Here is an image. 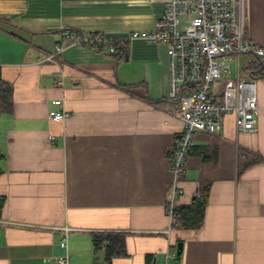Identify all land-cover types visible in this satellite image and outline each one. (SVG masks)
Instances as JSON below:
<instances>
[{"label": "crops", "instance_id": "1", "mask_svg": "<svg viewBox=\"0 0 264 264\" xmlns=\"http://www.w3.org/2000/svg\"><path fill=\"white\" fill-rule=\"evenodd\" d=\"M169 1L0 0V70L13 86V113L0 118V264H55L62 233L46 227L65 225L70 264L158 263L180 242L169 264H264V77L254 133L239 132L230 114L221 132L194 137L179 203L209 186L202 226L165 233L183 130L167 109L166 46L135 40L119 65L74 46L48 59L63 29L152 30ZM245 38L264 48V0H245ZM246 57L247 70L257 59ZM56 99L71 113L64 121L49 116L62 110ZM108 234H122L127 252L110 262Z\"/></svg>", "mask_w": 264, "mask_h": 264}, {"label": "built area", "instance_id": "2", "mask_svg": "<svg viewBox=\"0 0 264 264\" xmlns=\"http://www.w3.org/2000/svg\"><path fill=\"white\" fill-rule=\"evenodd\" d=\"M135 40L166 46L170 86L167 109L183 123L171 155L172 182L166 202L169 227L165 231L170 233L180 211L179 201L184 194L181 178L196 133L221 132L223 119L230 114L235 115L239 132L257 130L258 79L249 75L236 79L222 77L229 73L233 56L251 55L264 67V48L245 38V0H170L164 16L152 30H135L115 37L103 33L78 35L63 29L55 53L48 59L53 60L69 46L95 51L106 47L113 53ZM52 104L62 108L50 111L53 120L64 121L71 116L62 99L53 100ZM46 228L62 233L60 246L64 252L55 257V264H70L68 236L74 229L66 225ZM178 257L175 250L166 253L162 262L153 260L151 264H169L171 258Z\"/></svg>", "mask_w": 264, "mask_h": 264}, {"label": "trees", "instance_id": "3", "mask_svg": "<svg viewBox=\"0 0 264 264\" xmlns=\"http://www.w3.org/2000/svg\"><path fill=\"white\" fill-rule=\"evenodd\" d=\"M74 31V30H72ZM78 35L81 33L74 31ZM130 47L124 45L117 48L115 52L110 53L105 47L102 49L104 54L115 59L116 64H122L129 61ZM247 74L254 78L264 77V67L258 60H253L246 70ZM13 113V86L11 83L2 78L0 70V118L3 115H11ZM3 155L0 153V162ZM0 167V173H1ZM209 186L200 190L194 202L189 206L180 207L178 217L173 228L196 229L200 228L204 221L205 207L208 200ZM108 240L106 245V261L110 262L116 256L126 255L125 239L122 234H108L105 236ZM99 239L95 240V246H99Z\"/></svg>", "mask_w": 264, "mask_h": 264}, {"label": "rangeland", "instance_id": "4", "mask_svg": "<svg viewBox=\"0 0 264 264\" xmlns=\"http://www.w3.org/2000/svg\"><path fill=\"white\" fill-rule=\"evenodd\" d=\"M233 60L230 61V71L229 73H224L222 79H226V78H233L236 79L237 73H239L240 77H244L247 76L248 74L246 73V60L247 57L246 55H242L240 58V66L238 67V61H237V56H233L232 57Z\"/></svg>", "mask_w": 264, "mask_h": 264}, {"label": "water", "instance_id": "5", "mask_svg": "<svg viewBox=\"0 0 264 264\" xmlns=\"http://www.w3.org/2000/svg\"><path fill=\"white\" fill-rule=\"evenodd\" d=\"M182 250H183V244L180 242L177 245V254H178V256H180L182 254Z\"/></svg>", "mask_w": 264, "mask_h": 264}]
</instances>
